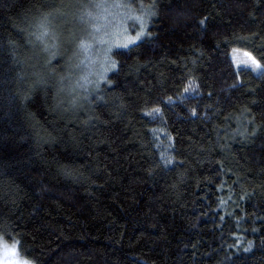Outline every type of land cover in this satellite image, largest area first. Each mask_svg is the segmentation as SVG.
<instances>
[{"label":"trees","instance_id":"1","mask_svg":"<svg viewBox=\"0 0 264 264\" xmlns=\"http://www.w3.org/2000/svg\"><path fill=\"white\" fill-rule=\"evenodd\" d=\"M64 1L0 0V240L31 264H264V0H141L144 37L72 106L33 42Z\"/></svg>","mask_w":264,"mask_h":264},{"label":"rangeland","instance_id":"2","mask_svg":"<svg viewBox=\"0 0 264 264\" xmlns=\"http://www.w3.org/2000/svg\"><path fill=\"white\" fill-rule=\"evenodd\" d=\"M148 12L141 0H65L40 20L33 41L35 60L61 59L63 68L54 88L62 103H79L101 84L114 65L111 52L144 37ZM231 58L235 67L261 70L247 51L235 49ZM0 264L31 263L14 245L0 240Z\"/></svg>","mask_w":264,"mask_h":264},{"label":"snow or ice","instance_id":"3","mask_svg":"<svg viewBox=\"0 0 264 264\" xmlns=\"http://www.w3.org/2000/svg\"><path fill=\"white\" fill-rule=\"evenodd\" d=\"M43 35H47V31H45L44 33H43ZM125 47H127V45H125ZM114 66V65H113Z\"/></svg>","mask_w":264,"mask_h":264}]
</instances>
